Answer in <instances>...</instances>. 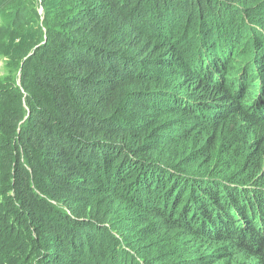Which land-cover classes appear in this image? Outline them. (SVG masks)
Wrapping results in <instances>:
<instances>
[{
  "label": "trees",
  "instance_id": "1",
  "mask_svg": "<svg viewBox=\"0 0 264 264\" xmlns=\"http://www.w3.org/2000/svg\"><path fill=\"white\" fill-rule=\"evenodd\" d=\"M0 62V264H264V0H0Z\"/></svg>",
  "mask_w": 264,
  "mask_h": 264
},
{
  "label": "rangeland",
  "instance_id": "2",
  "mask_svg": "<svg viewBox=\"0 0 264 264\" xmlns=\"http://www.w3.org/2000/svg\"><path fill=\"white\" fill-rule=\"evenodd\" d=\"M2 62H0V72H2ZM124 205V204H122ZM134 220L129 219V222L127 223V231L126 234H129V243L126 242L131 246L133 249L134 246L137 247V249H133L135 253H140V254H145L146 253L142 250H139L143 248L144 244L147 243L148 241L152 240L153 238L159 239L160 238V233L163 231L165 232L164 229H161L160 226L158 227L157 225V220L155 217H153L151 214H144L141 212V214H133ZM173 231L171 228L167 229L166 232ZM183 233V232H181ZM124 236V234H122ZM185 235V236H184ZM176 244L179 243V245H182V252L181 255H188V258L194 257L198 258L199 256H202V260H206L204 264H209V260H207V255L209 254L210 249L202 242L198 240H194L191 237H188L187 234H178L175 237ZM155 254V253H154ZM153 254V255H154ZM138 256V255H137ZM140 259V263L144 264H152L155 262L159 263L161 261H164V259H159V258H152L151 260L146 258H142V255L138 256ZM227 257V256H226ZM170 261L174 262V260ZM223 264H235L232 263V259H228Z\"/></svg>",
  "mask_w": 264,
  "mask_h": 264
}]
</instances>
